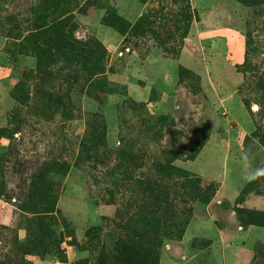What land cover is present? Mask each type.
Returning a JSON list of instances; mask_svg holds the SVG:
<instances>
[{"label":"rangeland","instance_id":"rangeland-1","mask_svg":"<svg viewBox=\"0 0 264 264\" xmlns=\"http://www.w3.org/2000/svg\"><path fill=\"white\" fill-rule=\"evenodd\" d=\"M239 210L264 0H0V264H264Z\"/></svg>","mask_w":264,"mask_h":264},{"label":"trees","instance_id":"trees-1","mask_svg":"<svg viewBox=\"0 0 264 264\" xmlns=\"http://www.w3.org/2000/svg\"><path fill=\"white\" fill-rule=\"evenodd\" d=\"M239 1L244 2V0H239ZM54 33H57V36L55 35L56 36L55 42L58 45L62 44L63 38H62V32L60 31V29L58 28L57 32L54 31ZM52 41H54V39ZM239 215L241 217L242 222L247 226L255 225V226L264 227V213L247 212L244 210H239ZM120 262L122 264H128L126 259L120 260Z\"/></svg>","mask_w":264,"mask_h":264}]
</instances>
